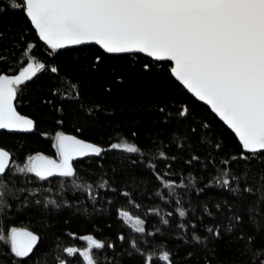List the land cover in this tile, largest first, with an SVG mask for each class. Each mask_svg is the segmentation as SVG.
Wrapping results in <instances>:
<instances>
[{
    "label": "snow or ice",
    "instance_id": "obj_1",
    "mask_svg": "<svg viewBox=\"0 0 264 264\" xmlns=\"http://www.w3.org/2000/svg\"><path fill=\"white\" fill-rule=\"evenodd\" d=\"M7 6L21 12L30 26L22 28L16 36L9 37L13 41L12 46L21 50L22 55L11 74L0 70V129L33 130L34 120L17 110L18 95L25 91V82L31 81L41 70L47 69L54 77L61 76L60 63H52L49 67L46 62L31 55L29 50L42 42L46 57L56 60L58 49L95 45L100 53H92L94 59L89 58L88 53L75 49L78 57L73 66L64 67L69 79L77 81L72 85L75 89L73 100L81 99L82 75L96 70L107 54H128L129 57L143 54L148 62L143 63L140 70L146 76L164 77L175 90H186V93L205 102L210 113L234 133L238 145L235 153L229 155L221 152L225 147L223 141L213 144V140L207 136L199 137L197 143L205 144L204 159L193 153L189 160L182 162L181 171L183 167H191L194 161L197 162L199 170L207 172L209 176L206 180L203 175L199 177L202 187H196L193 183L197 177L191 172L186 179L177 178L174 172H169L172 164L164 163L168 159L165 151H158L157 155L161 159L155 161L152 155L146 157L136 143H110L103 147L77 135L57 131L53 138L55 157L34 152L27 155L23 163L13 158L12 151L0 146V211L9 206L6 199L9 194L19 198L15 207L23 209L25 205H32V198L24 194L40 191L16 187L17 183H26L29 178H18L13 173H34L37 183L58 174L60 178H72L73 185L87 188L95 196L93 185L79 182L73 158L86 154L100 157L107 151L126 150L139 157L137 160L129 159V168L123 170L126 176H137L134 169H139L142 177L146 173V182L151 180L159 185L157 193L160 188L169 193L161 194L162 200H174L176 197L182 200L181 192L186 194L187 187L195 188L201 194L212 185L227 190L226 198L218 199L215 208L219 211L222 206H226L230 222L224 231L231 232L241 227L236 239H246L245 247L250 250L256 234L264 225V200L246 202L247 196L253 192L248 183V173L256 169L261 172L260 192L264 196V0H8ZM33 29V40L25 41L24 33ZM0 43H3V33H0ZM12 55L15 56V52ZM116 79L120 80L121 77L117 76ZM50 91L59 96L62 89L52 88ZM41 103L55 105L56 101L45 97ZM55 110L62 112L63 108L57 107ZM160 111L164 112V106H161ZM88 112H93V109L89 108ZM187 112V107H184L179 116L186 118ZM169 117L171 113L165 119ZM197 128L207 130L210 125L206 119L201 123L196 117L188 131L194 134ZM170 159L174 163L177 157ZM206 162H210V167L205 166ZM99 166L103 167V163ZM240 168L243 171H237ZM166 172L171 178H166ZM125 178L114 172L111 183L116 184L118 179ZM108 183L101 181L99 187H106ZM177 183L187 187L178 192ZM113 191L117 189L114 187ZM228 199L233 202L228 203ZM45 203L56 205L55 200H45ZM63 203L71 206L70 200L65 199ZM201 203L203 212L213 216L207 201ZM176 204L175 212L185 217L186 209L180 206L179 201ZM147 211L156 213L158 209L149 208ZM118 215L136 233H145L146 223L140 216H131L122 210L118 211ZM245 218L257 229L256 233L246 237L242 228ZM162 223L169 224L170 221L162 218ZM189 224L194 226L195 221ZM189 224L181 222L178 228L188 229ZM220 228L221 225H207V235L221 238ZM71 235L76 236V233ZM184 236L187 242L186 232ZM79 238L87 246L64 247L61 251L68 256H57L56 264H70L73 253H78L82 258L81 264H98L93 259L94 249L103 250L106 246L115 251L116 242L125 239L122 233L117 234L116 240H102L92 234ZM191 238L196 241L202 239L195 231ZM40 239L37 232L27 228L9 226L6 234L0 228V241L7 242L5 254L10 257L11 264H23V260L17 258L28 257ZM137 244L136 239L129 240V255L137 253L143 256V249ZM259 254L264 255V250ZM186 255L190 258L192 252ZM159 256L168 264H174L170 252L161 251ZM110 260L105 257L104 264H110Z\"/></svg>",
    "mask_w": 264,
    "mask_h": 264
},
{
    "label": "trees",
    "instance_id": "obj_2",
    "mask_svg": "<svg viewBox=\"0 0 264 264\" xmlns=\"http://www.w3.org/2000/svg\"><path fill=\"white\" fill-rule=\"evenodd\" d=\"M7 4L8 0H0V33H3V43H0V70L11 74L22 51L12 46L13 41L9 37L16 36L22 28L30 26V22L24 19L21 12L12 10ZM33 33L34 29L25 32V41H32ZM44 47L43 43L39 42V45L29 52L46 62L49 67L52 63H60L61 76L54 77L47 69L41 70L31 81L25 82V91L16 99L17 110L34 120V129L31 132H0V146L12 151L13 158L17 159L18 163H23L24 158L34 152L55 157L53 138L57 131H64L103 147L110 143H136L146 157L152 155L155 161L161 159L157 155L158 151H165L168 159H165L164 163L172 164L169 172H174L177 178L185 179L191 172L197 177L193 183L196 187H202L199 177L203 175L206 180L209 176L207 172L199 170L197 162L194 161L191 167H183L181 171L182 162L189 160L193 153L201 160L204 159L205 144L197 143L199 137L207 136L213 140V144L223 141L225 147L221 152H227L229 155L235 153L238 140L210 113L206 105L198 102L186 93V90H175L164 77L146 76L140 70L141 65L148 62L144 55L129 57L128 54H107L96 70L86 76L82 75L81 99L73 100L75 89L72 85L77 81L69 79L64 67L73 66L78 57L75 49L88 53L92 59L94 56L91 54H99L100 50L95 45L88 48H67L56 51L59 55L56 60H52L46 57ZM13 52L15 56L12 55ZM51 52L49 49V53ZM117 76L121 79L117 80ZM52 88H61L60 95H54L50 91ZM65 92L68 93L67 96L64 95ZM45 97L55 100V105L41 103ZM161 106H164V112L160 111ZM57 107H62L63 111L57 112ZM184 107L188 109L186 118L179 116ZM89 108H92L93 112H88ZM168 113H171V117L165 119ZM196 117L201 123L206 119L210 128H197L196 133H190L188 129L193 126ZM174 156L177 159L173 163L170 158ZM129 159L137 160L139 157L125 150H113L100 157L95 155L75 160L74 169L79 182L93 185L95 196L89 193L87 188L73 185L72 178H60L58 174L37 183L34 173H13V176L18 178H29L26 183H17L16 187L40 189L24 194L32 198L31 206L16 208L15 202H18L19 198L9 194L6 197L9 206L0 211V228L5 230V234L7 227L16 226L35 231L41 237L28 257L17 259L23 260V264H56L57 256H68L61 251L64 247L87 246L86 242L79 238L82 235L92 234L98 239L116 240L117 234L122 233L125 239L116 242L115 251L106 246L103 250L94 249V261L104 264L105 257H109L110 264H168V261L159 256L161 251H168L174 264H264V255L259 254L264 250V225L256 234L250 250L245 247L246 239H236L240 235L241 227L231 232L224 231L230 222V214L226 206L217 211L215 205L218 199L226 198L227 190L212 185L201 194L196 192L195 188L177 183L178 192L187 187L186 194L181 192L183 199L176 197L174 200L165 201L161 199V194L169 195L167 190L160 188L157 193L156 188L159 185L151 180L146 182V173L142 177L139 175L140 170L134 169L133 171L138 173L137 176H126L123 170L129 168ZM101 162L103 167L99 166ZM205 166L210 167V162H206ZM160 170L163 171V168ZM237 171H243V168ZM114 172L126 178L118 179L116 184H112ZM165 176L171 178L168 172ZM65 180L69 182L64 183ZM101 181L109 183L101 188ZM248 183L253 192L247 196L246 202L258 203L264 200L260 192L259 169L248 173ZM114 187L117 191H113ZM65 199L71 201V206L63 203ZM45 200H55L59 207L52 203L46 204ZM176 201L186 209L185 217H180L175 212ZM203 201H207L213 216L203 212ZM232 202L228 199V203ZM149 208H157L158 211L150 213L147 211ZM120 210L145 220V233H136L130 225L125 224L123 218L118 215ZM162 218L169 219L170 223L163 224ZM191 221H195L194 226L189 224ZM181 222L189 224V228L179 229ZM209 224L221 225V238L207 235L206 226ZM242 228L245 237L257 232V229L247 222V218ZM193 231L202 238L200 241L192 240ZM71 233H76V236ZM132 239H136L137 246L143 249V256L137 253L129 255V240ZM7 250V242L0 241V264H11L10 257L5 254ZM188 252H192L190 258L186 255ZM81 260L78 253H73L70 264H81Z\"/></svg>",
    "mask_w": 264,
    "mask_h": 264
},
{
    "label": "water",
    "instance_id": "obj_3",
    "mask_svg": "<svg viewBox=\"0 0 264 264\" xmlns=\"http://www.w3.org/2000/svg\"><path fill=\"white\" fill-rule=\"evenodd\" d=\"M78 46H81V45H76V46H66V48L64 49H67V48H74V47H78ZM98 47V46H97ZM58 50H63V49H58ZM56 50V51H58ZM109 55H121V54H109ZM143 55V54H141ZM190 94V93H189ZM191 95V94H190ZM192 96V95H191ZM195 98V97H194ZM198 102L206 105L205 102H202V101H199L197 98H195ZM207 106V105H206ZM208 107V106H207ZM218 118V117H217ZM219 119V118H218ZM222 122V121H221ZM223 123V122H222ZM225 126V125H224ZM230 130V129H229ZM1 131H6V132H31L32 130H7V129H0V132ZM231 131V130H230ZM234 134V133H233ZM73 135V134H71ZM92 156H95V154H86L84 157H74V161L75 160H78V159H81V158H88V157H92ZM53 175H57V174H53Z\"/></svg>",
    "mask_w": 264,
    "mask_h": 264
},
{
    "label": "rangeland",
    "instance_id": "obj_4",
    "mask_svg": "<svg viewBox=\"0 0 264 264\" xmlns=\"http://www.w3.org/2000/svg\"><path fill=\"white\" fill-rule=\"evenodd\" d=\"M120 143V142H119ZM125 143H127V142H125ZM126 151V150H125Z\"/></svg>",
    "mask_w": 264,
    "mask_h": 264
}]
</instances>
